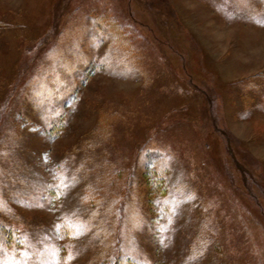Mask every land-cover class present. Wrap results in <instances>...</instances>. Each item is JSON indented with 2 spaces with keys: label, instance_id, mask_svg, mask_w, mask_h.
Masks as SVG:
<instances>
[{
  "label": "rangeland",
  "instance_id": "rangeland-1",
  "mask_svg": "<svg viewBox=\"0 0 264 264\" xmlns=\"http://www.w3.org/2000/svg\"><path fill=\"white\" fill-rule=\"evenodd\" d=\"M264 264V0H0V264Z\"/></svg>",
  "mask_w": 264,
  "mask_h": 264
},
{
  "label": "trees",
  "instance_id": "trees-1",
  "mask_svg": "<svg viewBox=\"0 0 264 264\" xmlns=\"http://www.w3.org/2000/svg\"><path fill=\"white\" fill-rule=\"evenodd\" d=\"M116 261H117L116 264H121V263H120V260H116Z\"/></svg>",
  "mask_w": 264,
  "mask_h": 264
}]
</instances>
